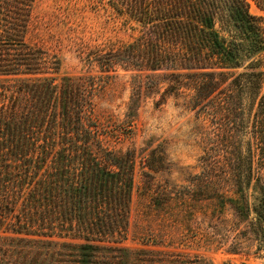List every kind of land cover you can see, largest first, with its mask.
Listing matches in <instances>:
<instances>
[{"label": "trees", "instance_id": "16d2710c", "mask_svg": "<svg viewBox=\"0 0 264 264\" xmlns=\"http://www.w3.org/2000/svg\"><path fill=\"white\" fill-rule=\"evenodd\" d=\"M92 1L138 36L107 49L79 45L99 76L57 81L60 44L41 36L50 22L34 16L36 0H0V264H199L184 253L123 246L137 158L132 149L115 150L117 135L96 117L95 97L105 87L99 78L130 74L131 121L145 93L158 97L156 106L181 99L197 118L239 115L243 96L258 100L254 136L263 139L264 29L249 6L264 9V0ZM244 62L250 66L234 71ZM206 132L203 143L219 145V130ZM209 150L189 193L171 197L143 172L153 206L213 196L220 212L230 210L237 235L261 246L264 183L253 163L264 149L236 150L239 163L227 177L237 199L208 191L219 176ZM246 189L256 194L253 203Z\"/></svg>", "mask_w": 264, "mask_h": 264}, {"label": "rangeland", "instance_id": "374dc122", "mask_svg": "<svg viewBox=\"0 0 264 264\" xmlns=\"http://www.w3.org/2000/svg\"><path fill=\"white\" fill-rule=\"evenodd\" d=\"M249 12L261 18L260 24L264 29L263 7L250 2ZM34 16L37 20L50 22L48 32H42L41 36L45 40L55 36L60 44V50L54 49L60 60L57 81L61 77L88 73L99 76L98 69H90L80 57L79 45L88 49H107L129 43L138 36L137 31L125 27L109 10H104L92 0H36ZM47 45H50V40ZM259 57L261 71L264 72V52ZM248 66L250 62H244L234 71H243ZM129 75L118 70L113 78H99L105 87L95 97L97 119L118 137L112 147L120 151L132 149L137 158L128 234L123 246L184 253L191 259H200L199 264H264V243L259 246L257 242L237 235L241 228L232 227L230 210L226 207L220 212L218 201L213 196L188 201L173 198L168 204L156 207L150 200L151 194L144 189L146 178L142 174L149 172L155 189L166 188L173 193L171 197L185 191L189 193L197 189L190 181L200 173L202 164L199 159L210 147L208 163L218 170L219 176L209 185L208 191L237 199L238 194L232 192L227 177V173L239 163L236 150L264 149V138L256 139L254 136L258 100L255 103L243 96L241 105L244 111L239 115L219 113V117L197 118L181 99L169 98L156 106L158 97L145 93L131 121L127 115ZM262 96L264 77L259 86V97ZM211 129L219 130V145L212 147L203 143L202 138ZM147 156L154 171H148L145 165ZM253 168L261 173L264 183V155L255 156ZM245 193L248 201L253 203L254 191L246 189Z\"/></svg>", "mask_w": 264, "mask_h": 264}]
</instances>
